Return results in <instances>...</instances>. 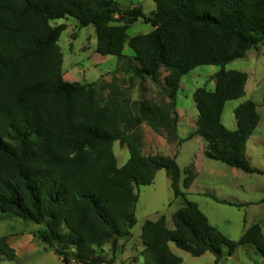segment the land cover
<instances>
[{"label":"trees","instance_id":"obj_1","mask_svg":"<svg viewBox=\"0 0 264 264\" xmlns=\"http://www.w3.org/2000/svg\"><path fill=\"white\" fill-rule=\"evenodd\" d=\"M154 2L156 10L148 17L140 9L123 11L115 0H0V215L42 227L38 238L64 264H113L97 251L108 244L116 249L132 236L136 189L166 170L174 197L184 206L172 215L173 228L165 216L144 224L141 240L149 264H183L171 244L194 258L212 254L215 264L243 246H254L264 257L260 225L238 241L227 238L182 190L193 185L196 167L183 171L181 185L176 156H144L138 135L145 123L157 133L175 132L183 77L201 66H220L215 88L194 94L198 122L187 140L203 139L210 160L264 176L247 156L260 123L257 105L248 101L235 109V131L222 123L226 103L243 98L248 81L247 74L225 68L264 42V0ZM68 17L95 28L101 56L122 58L128 44L138 63L124 66L132 79L159 83L165 69L169 104L144 100L130 106L113 98L103 106L92 85L65 81L59 41L67 28L51 22ZM139 19L153 31L129 38ZM117 142L130 151L123 167L114 153ZM0 255L17 260L8 236L0 238Z\"/></svg>","mask_w":264,"mask_h":264},{"label":"rangeland","instance_id":"obj_2","mask_svg":"<svg viewBox=\"0 0 264 264\" xmlns=\"http://www.w3.org/2000/svg\"><path fill=\"white\" fill-rule=\"evenodd\" d=\"M123 11L140 9L150 17L156 10L154 0H115ZM53 27L65 25L59 45L64 54L63 74L65 81L83 86H93L101 105L116 98L132 106L138 101H150L159 106L169 104L164 78L167 71L162 69L159 83L150 79L141 82L132 79L124 66H138L133 51L127 44L123 57H104L97 53V35L93 26L80 27L73 18L51 22ZM153 27L143 19L132 25L129 38L149 34ZM227 71H238L248 75L246 95L229 101L222 115L223 125L230 131L237 129L234 111L240 105L252 101L257 105L260 123L247 144V156L253 168L264 172V42L247 53L244 59L226 66ZM222 70L220 66H201L184 76L178 93L176 110L179 121L176 131L170 129L155 132L148 124H143L138 132L142 139L144 156L163 155L175 157L182 172L181 185L185 178L183 171L194 165L197 177L190 189L183 192L189 201L199 205L210 223L230 240L238 241L253 225L258 224L264 231V176L248 175L221 162L206 158V143L195 137L187 140L196 130L198 110L194 100L197 89L215 88L214 76ZM41 86L36 85L34 88ZM118 166L123 167L130 159L127 146L117 142L114 145ZM139 200L136 205L137 224L129 239L119 241L116 249L111 244L97 251V256L113 264H149L150 258L142 243L141 235L147 221H157L161 216L173 228L172 215L184 206L182 198L175 199L171 180L166 170L157 173L149 186L136 189ZM209 196H215L234 206L217 203ZM42 227L26 223L17 217H1L0 238L9 237L11 247L16 251L17 260L10 261L0 255V264H63L62 258L53 249L44 245L37 232ZM172 251L183 259V264H215L212 254L194 258L190 254L170 245ZM71 264H76L72 262ZM221 264H264L261 256L252 245L238 248L234 256Z\"/></svg>","mask_w":264,"mask_h":264},{"label":"crops","instance_id":"obj_3","mask_svg":"<svg viewBox=\"0 0 264 264\" xmlns=\"http://www.w3.org/2000/svg\"><path fill=\"white\" fill-rule=\"evenodd\" d=\"M248 82V81H247ZM247 86V85H246ZM237 123V122H236ZM196 137H198V136H196ZM195 138V137H194ZM198 139L199 140H201V138L200 137H198ZM263 233H264V231H263ZM56 255V254H55ZM59 257V256H58ZM62 261V260H61ZM64 264V263H63Z\"/></svg>","mask_w":264,"mask_h":264}]
</instances>
